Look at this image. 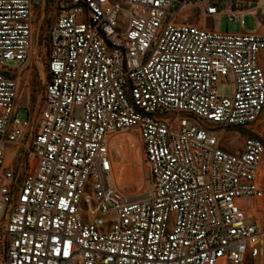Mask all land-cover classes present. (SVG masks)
Here are the masks:
<instances>
[{
    "label": "built area",
    "instance_id": "1",
    "mask_svg": "<svg viewBox=\"0 0 264 264\" xmlns=\"http://www.w3.org/2000/svg\"><path fill=\"white\" fill-rule=\"evenodd\" d=\"M202 0L243 28L264 0ZM37 115L18 117L32 0H0V264H248L264 242V26L176 22L186 0H58ZM15 63L14 65H10ZM230 79V96L218 84ZM186 116H178L179 114ZM189 119L205 123L189 122ZM140 142L148 188L113 179L112 136ZM132 136V134H130ZM130 146H134L131 142ZM253 220V221H252Z\"/></svg>",
    "mask_w": 264,
    "mask_h": 264
},
{
    "label": "rangeland",
    "instance_id": "2",
    "mask_svg": "<svg viewBox=\"0 0 264 264\" xmlns=\"http://www.w3.org/2000/svg\"><path fill=\"white\" fill-rule=\"evenodd\" d=\"M189 1V0H186ZM228 0H223L221 3V8L226 6ZM34 9H33V26H34V44L31 51L30 64L27 71L23 74L21 81V91L18 96L17 104L18 108V117L24 119L31 117V115H37L39 108L42 104V93L43 85L45 81L46 71H45V60L48 56V46H47V30L49 26L54 21L56 15L58 14V0H32ZM169 13H177L175 17L176 22H181L183 15L187 14V19L193 21L194 17L198 18L196 10L194 7L186 8L182 7L179 12H177V5L174 4L172 8L169 9ZM262 20V25L264 26V10L258 9L257 11H252L249 14L244 16L243 28L238 21L227 20L225 15H218L210 18L204 19V25L208 28H214L219 31H226L229 33H238L242 30L252 31L256 29L257 20ZM261 66L264 69V52L261 56ZM11 63L10 65H14ZM218 92L221 96H230L232 92V85L230 79L226 78L224 81H221L218 84ZM178 116H186L185 114H179ZM204 122L198 120L189 119V122ZM206 127V125H205ZM251 131L247 129L237 130V135H233L231 129L226 131V134L231 137L229 144L233 146H238L241 140L248 135L257 136L262 139L264 144V111L261 117L251 125ZM125 134L124 137H121L120 147L117 148V141H114L111 148V155L113 158V176L115 174V166L121 162H124L128 165L133 166V162L129 159L134 158V176L128 184L118 185L123 193L133 196L134 198H140L148 188V173L146 166L143 161V154L140 147V142L137 138V135L133 132L122 130L117 132L115 135ZM132 134V136L130 135ZM133 142L134 146H130V143ZM131 152V157H128V153ZM137 174V175H136ZM261 179L264 185V161L261 170ZM253 209L256 211L253 213ZM248 213L253 216V219L258 218L260 223H263L264 220V199L256 201L249 208ZM253 221V220H252ZM248 264H264V242L261 254L250 260Z\"/></svg>",
    "mask_w": 264,
    "mask_h": 264
},
{
    "label": "bare ground",
    "instance_id": "3",
    "mask_svg": "<svg viewBox=\"0 0 264 264\" xmlns=\"http://www.w3.org/2000/svg\"><path fill=\"white\" fill-rule=\"evenodd\" d=\"M124 136H125V134L112 136V139L114 141H117V145H116L117 148L120 147V142H119L120 138L124 137ZM131 156H132L131 152L128 153V157H131ZM129 160L131 162H133V166L128 165L124 162H121V160H120V163L114 167L115 168V174L113 176V179H114V182H117L119 186L124 185V184H128L134 176V171H136L134 168L135 160H134L133 156ZM255 212L256 211L253 209V213H255Z\"/></svg>",
    "mask_w": 264,
    "mask_h": 264
},
{
    "label": "crops",
    "instance_id": "4",
    "mask_svg": "<svg viewBox=\"0 0 264 264\" xmlns=\"http://www.w3.org/2000/svg\"><path fill=\"white\" fill-rule=\"evenodd\" d=\"M184 7L186 8H190V7H194L195 10H196V13H197V16L198 18H193L194 20L193 21H190L187 19L188 15L187 14H184L183 15V19L182 21H187L189 23H197V24H200L202 26H205L204 25V18L202 17V12H201V9H202V0H189L188 1V4H186ZM258 9H262L261 7H258L256 6L253 10L254 11H257ZM264 10V9H262Z\"/></svg>",
    "mask_w": 264,
    "mask_h": 264
}]
</instances>
